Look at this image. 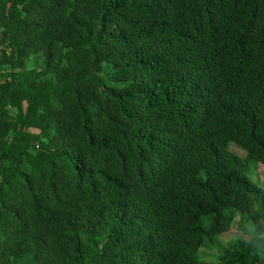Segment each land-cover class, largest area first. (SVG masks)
I'll return each instance as SVG.
<instances>
[{"label":"trees","instance_id":"obj_1","mask_svg":"<svg viewBox=\"0 0 264 264\" xmlns=\"http://www.w3.org/2000/svg\"><path fill=\"white\" fill-rule=\"evenodd\" d=\"M257 163L264 0H0V264H264Z\"/></svg>","mask_w":264,"mask_h":264},{"label":"rangeland","instance_id":"obj_2","mask_svg":"<svg viewBox=\"0 0 264 264\" xmlns=\"http://www.w3.org/2000/svg\"><path fill=\"white\" fill-rule=\"evenodd\" d=\"M33 131L36 132L37 130L34 129ZM232 147L235 149V151H237L238 153H241L237 147L235 146H232ZM251 177L256 179V181H258L264 187V164L263 163H257V166L251 172ZM232 235H239V232L236 229H231L227 234L222 235L223 241L228 240ZM247 237L248 236L245 235V238ZM200 251L202 253H207V254L212 252V250L210 251L209 249H206V248H202Z\"/></svg>","mask_w":264,"mask_h":264}]
</instances>
